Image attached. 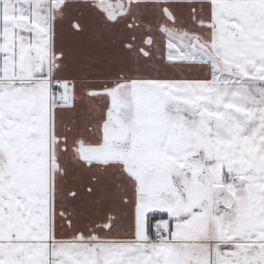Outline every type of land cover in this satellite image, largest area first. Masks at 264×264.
I'll list each match as a JSON object with an SVG mask.
<instances>
[{
    "label": "crops",
    "instance_id": "obj_1",
    "mask_svg": "<svg viewBox=\"0 0 264 264\" xmlns=\"http://www.w3.org/2000/svg\"><path fill=\"white\" fill-rule=\"evenodd\" d=\"M101 1L118 0H0V48L10 77L3 83L16 85L0 93V158L24 188L21 202L5 205L0 179V264L14 255L19 264H112L125 253L137 256L132 247L143 250V264L157 256L162 264H186L193 252L204 264L218 256L232 264L226 257L237 255L234 247L242 264H264V233L243 237L264 228V0H120L125 12L114 18ZM191 37L215 60L189 46ZM218 71L242 78L221 79ZM132 86L148 98L134 96ZM36 124L42 127L34 131ZM106 127L115 144L135 142L143 155L138 182L123 157L102 164L80 157L79 146L98 143ZM198 150L203 167L183 172ZM154 159L170 168L176 185L148 164ZM173 186H183L193 203L204 201L207 214L177 225L174 239L155 241L168 218L162 215L148 236L147 213L188 210ZM218 186L231 195L232 208L213 200ZM104 246L119 251L100 254Z\"/></svg>",
    "mask_w": 264,
    "mask_h": 264
},
{
    "label": "snow or ice",
    "instance_id": "obj_2",
    "mask_svg": "<svg viewBox=\"0 0 264 264\" xmlns=\"http://www.w3.org/2000/svg\"><path fill=\"white\" fill-rule=\"evenodd\" d=\"M4 41H5V36L0 34V45H3ZM17 51H18L17 45H16V42L14 40L13 46H12V59H14V60L17 57ZM29 55L30 56L34 55V53L30 52ZM7 56H8V53L3 48H0V93L5 92V90H7L8 92H12L14 90V88L16 87V85H14V84L13 85H7V84L3 83L4 80L10 79V77L6 76V74L3 70L4 64L6 63ZM213 70L215 72V66H213ZM56 86H59V82H57ZM106 124H107V119L105 121V125ZM136 150H137V145L135 142H133L131 144L129 155L135 153ZM6 166H7V161L3 158H0V173L4 172ZM89 191H91V189H89ZM136 191H137L138 199H139V192H140L139 186L137 187ZM242 192H244V189L243 188L239 189L237 191V196H239ZM72 195H75V193H72ZM186 197H187V193H184L183 195H181V200L183 201L184 204H186L188 206V210L181 213L180 215L168 216L167 212H165V213H157V212L147 213L146 215L148 217V220L145 224L146 235H148L149 233L154 231V228L152 226V222L155 221L158 218V216H160V215L166 216L168 218V230L166 233H164L160 237V239L163 241H168L170 239L175 238L173 236V233L175 232L177 225L187 224L189 221H193L198 216H202V215L207 214L208 206L204 201L193 203L190 201V199H188ZM2 198H3V194L0 193V199H2ZM221 199L223 200L225 207L232 208L234 201L230 195L226 194L223 197H221L220 194L217 193V201H219ZM128 202H129L128 198L125 197L124 203L127 204ZM233 212H234V214H238L239 208L238 207L235 208L233 210ZM218 219L220 221L221 232L223 233L224 228H225L224 217L221 216ZM227 223L231 224V220H229ZM68 224L70 226L71 221H68ZM110 227H111V224L106 225V228H110ZM261 233H264V228H258L256 230H249L248 232L243 234V237H246L249 239H262V237L260 236ZM232 238L235 239V237H232ZM136 239L137 240L140 239L139 232H138V225H137ZM163 246L167 247V245H163ZM114 247L115 246H104L100 249V254H105L109 251H112L114 249ZM71 250L72 251H81L82 250L86 254H90V252L94 253L96 251L95 248H93L91 250H89V249H71ZM115 250L119 251V248L115 247ZM53 251H55V249H53ZM128 251L137 253V256L132 257V256H129L127 253H125L124 256L119 261H115V260L112 261V264H143V256L141 255V253L143 252L142 249H140L138 247H132ZM152 251L155 252L156 249L154 248V249H152ZM172 251L179 253L181 250H178V249L173 247ZM217 252L220 254V256L224 255V253L220 249H217ZM233 252H236L237 255L233 256V255L229 254L226 257V259L231 260L232 264H242V261L238 258L239 257V250L234 247ZM61 264H68V262L67 261H61ZM147 264H162V261L157 256L154 259L148 260ZM177 264H181V262L178 261ZM186 264H204V262H203V259L201 256H199L195 252H193L190 254V258L187 260ZM216 264H224V261L221 260L218 256Z\"/></svg>",
    "mask_w": 264,
    "mask_h": 264
},
{
    "label": "flooded vegetation",
    "instance_id": "obj_3",
    "mask_svg": "<svg viewBox=\"0 0 264 264\" xmlns=\"http://www.w3.org/2000/svg\"><path fill=\"white\" fill-rule=\"evenodd\" d=\"M99 6L102 8L101 11L108 17V18H114L120 14H123L125 9H123V3L118 0L115 1V3H107V2H99ZM194 46L200 48L204 53L210 57L211 59H214L211 51L208 49L206 45H204L202 42H200L196 37H191L189 41V46ZM38 60L41 61L42 58H37ZM36 60V59H35ZM215 60V59H214ZM40 65V64H39ZM220 68L223 70V65L218 64ZM36 69V68H35ZM224 71V70H223ZM226 72V71H225ZM132 94L134 96H137L138 98L142 100H146L148 98V93L146 89H142L137 86H132L131 88ZM132 101L135 99L133 97H130ZM171 101V105L173 108H178L174 107V105H183L181 109H186V106L182 103ZM110 122L113 123V119L110 120ZM79 155L80 157L89 162V163H98L102 164L105 163L109 158H114V157H123L125 158V166L127 167V173L131 176L133 180L136 182L139 181V172H140V167L145 164L146 161H140V158H142V154L140 156L139 153H133L131 155L127 154V152H130L131 145H126V146H119L117 143L115 144L113 140L109 136V131L106 127L105 133L103 135V138L96 144H86V145H81L79 146ZM126 153L125 155H122V153ZM136 156V157H135ZM181 190L177 188V186H173V188L176 190V192L179 194V203H183L181 200V195H183L185 192L183 191L185 188L183 186H180ZM179 190V191H178ZM222 190L220 186L216 187L213 189V200L215 202H221L220 200L217 201V193ZM187 198V197H186ZM178 203V204H179ZM184 204V203H183ZM155 240V239H154Z\"/></svg>",
    "mask_w": 264,
    "mask_h": 264
},
{
    "label": "water",
    "instance_id": "obj_4",
    "mask_svg": "<svg viewBox=\"0 0 264 264\" xmlns=\"http://www.w3.org/2000/svg\"><path fill=\"white\" fill-rule=\"evenodd\" d=\"M40 62L41 61L38 59L32 61V63H31L32 67L38 66L40 64ZM223 70L226 72L231 71V69L229 67H225V66L223 67ZM174 107L182 108L184 106L183 105H174ZM123 160H124V158H123ZM148 164H153V165H156L157 167L163 168L167 172V175H168L171 183L173 185L177 184V179L175 177H173V175L171 174L170 168L168 166H166V164L163 161L154 159V160H150L148 162ZM203 164H204L203 151L198 150L195 154H193V155H191L185 159V162H184L183 167H182V171L183 172L195 171V170L201 169L203 167ZM144 166H145V164L143 166H141L140 168H143ZM218 193L220 194L221 197H223L226 194L230 195L228 192H226L224 190H220ZM220 201L225 206L223 200L221 199ZM8 264H19L18 257L16 255L10 257L8 259Z\"/></svg>",
    "mask_w": 264,
    "mask_h": 264
},
{
    "label": "rangeland",
    "instance_id": "obj_5",
    "mask_svg": "<svg viewBox=\"0 0 264 264\" xmlns=\"http://www.w3.org/2000/svg\"><path fill=\"white\" fill-rule=\"evenodd\" d=\"M216 77L218 78H221V79H227V80H232V81H238V80H241L242 76L238 73H225V72H221V71H218L217 74H215ZM42 127V125L40 124H36L34 126V131H37L39 130L40 128ZM15 174H16V171H11V170H4L3 173H0V179H3V182L4 184L7 185L5 186L4 188V197H5V205H6V200H11V199H21L20 202L22 201V196L20 195L21 193L24 192V188L22 187H19L18 186V183L17 182V178L15 177ZM14 179V180H12ZM234 180H238V179H234ZM15 181V182H14ZM231 182V181H230ZM12 184L14 185L13 186V192L11 190H9V188L11 187L12 188ZM13 194L14 196L16 194L20 195L18 196L19 198H16V197H13ZM14 200V201H15ZM12 202V200H11ZM10 203V202H9ZM5 208H7V210L9 212H11V209L8 208V206H5ZM6 212V211H5Z\"/></svg>",
    "mask_w": 264,
    "mask_h": 264
},
{
    "label": "trees",
    "instance_id": "obj_6",
    "mask_svg": "<svg viewBox=\"0 0 264 264\" xmlns=\"http://www.w3.org/2000/svg\"><path fill=\"white\" fill-rule=\"evenodd\" d=\"M188 110H189V107H186ZM163 219V216L162 215H160V216H158V218L155 220V221H153L152 222V226H153V228L155 227V225L157 224V222L159 221V220H162ZM147 220H148V217H147ZM147 220H146V222H147ZM152 235V233H149L148 234V236H151Z\"/></svg>",
    "mask_w": 264,
    "mask_h": 264
},
{
    "label": "built area",
    "instance_id": "obj_7",
    "mask_svg": "<svg viewBox=\"0 0 264 264\" xmlns=\"http://www.w3.org/2000/svg\"><path fill=\"white\" fill-rule=\"evenodd\" d=\"M160 237H161V235L158 233V234H156V236H155V241H160L161 239H160Z\"/></svg>",
    "mask_w": 264,
    "mask_h": 264
}]
</instances>
